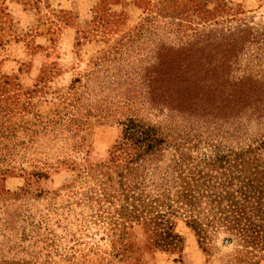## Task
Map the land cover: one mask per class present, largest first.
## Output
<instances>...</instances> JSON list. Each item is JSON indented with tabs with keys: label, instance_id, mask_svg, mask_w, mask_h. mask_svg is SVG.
Here are the masks:
<instances>
[{
	"label": "rangeland",
	"instance_id": "1",
	"mask_svg": "<svg viewBox=\"0 0 264 264\" xmlns=\"http://www.w3.org/2000/svg\"><path fill=\"white\" fill-rule=\"evenodd\" d=\"M82 3L0 0V264H264L218 227L198 241L178 212L168 221L179 247L152 246L140 199L124 209L130 199L120 194L135 179L113 150L127 118L173 126L174 110L154 91L156 55L181 50L182 66L207 72L190 56L237 27L264 35V0H93L77 18ZM236 67L235 77L245 62ZM181 142L183 152L195 143ZM212 145L188 151L208 156ZM172 160L168 147L157 163L139 162L135 196L152 200Z\"/></svg>",
	"mask_w": 264,
	"mask_h": 264
},
{
	"label": "trees",
	"instance_id": "2",
	"mask_svg": "<svg viewBox=\"0 0 264 264\" xmlns=\"http://www.w3.org/2000/svg\"><path fill=\"white\" fill-rule=\"evenodd\" d=\"M217 25L213 21L205 28L215 30ZM237 28L218 41L209 37L210 50L190 56V63H207L211 67L207 72L182 66L188 57L184 51L156 55L152 69L160 80L154 91L175 112L171 128L164 132L133 118L120 123L121 136L113 150L124 151L129 182L135 179L125 192L120 190L125 201L130 199L123 208L131 213L135 210L132 200L140 199L137 207L145 225H151L154 247H179L180 238L171 232L168 221V216L178 212L198 241L206 228L215 226L229 235L223 238L225 243L235 240L263 258L264 35H252L249 27ZM241 61L245 67L235 77ZM199 134H205L209 142H202ZM210 137L220 141L212 145ZM186 139L195 143L183 152L180 147L185 142L181 141ZM222 141L230 146L221 147ZM200 142L214 150L208 156H190L189 148ZM168 147L176 152L177 160H172L169 174L161 173L158 188H152L155 197L135 196L134 190L144 181L136 175L139 162L157 163Z\"/></svg>",
	"mask_w": 264,
	"mask_h": 264
},
{
	"label": "crops",
	"instance_id": "3",
	"mask_svg": "<svg viewBox=\"0 0 264 264\" xmlns=\"http://www.w3.org/2000/svg\"><path fill=\"white\" fill-rule=\"evenodd\" d=\"M82 4H83V5L81 6V10L83 9L84 12H83V14L79 12V14L76 15L77 18L82 17V16L85 14V12H86L87 10H89L88 8H91V4H93V0H83V3H82ZM64 5L66 6L67 4H64ZM66 7H67V6H66ZM79 10H80V9H79ZM78 20H79V19H78Z\"/></svg>",
	"mask_w": 264,
	"mask_h": 264
}]
</instances>
